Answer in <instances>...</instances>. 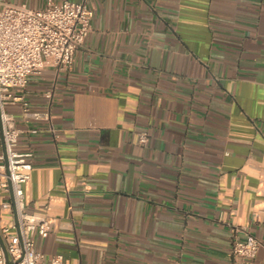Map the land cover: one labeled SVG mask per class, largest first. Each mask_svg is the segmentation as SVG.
Instances as JSON below:
<instances>
[{"label": "crops", "instance_id": "1", "mask_svg": "<svg viewBox=\"0 0 264 264\" xmlns=\"http://www.w3.org/2000/svg\"><path fill=\"white\" fill-rule=\"evenodd\" d=\"M70 1L95 12L72 69L21 93L55 131L6 106L33 164L26 211L51 222L37 249L67 264H229L239 226L262 244L243 264H264V0Z\"/></svg>", "mask_w": 264, "mask_h": 264}, {"label": "built area", "instance_id": "2", "mask_svg": "<svg viewBox=\"0 0 264 264\" xmlns=\"http://www.w3.org/2000/svg\"><path fill=\"white\" fill-rule=\"evenodd\" d=\"M29 0H0V123L4 151L0 153L2 192L12 195V202L3 208L16 210L18 223L0 225V264H67L63 255L47 257L37 249L35 236L47 238L51 222L47 216L27 213L24 186L31 179L33 164L29 152L17 150L23 130L17 127L8 104L23 102V112L36 121L48 123L55 131L49 111H32L21 93L30 76L47 68L59 72L71 70L75 54L85 43L92 29L95 12L87 1L45 0L43 8H30ZM53 91L47 98H53ZM37 134L39 129L28 130ZM139 142L146 145L149 134H140ZM232 260L229 264H243L256 258L261 242L246 227L231 226ZM8 253V261L5 249Z\"/></svg>", "mask_w": 264, "mask_h": 264}, {"label": "water", "instance_id": "3", "mask_svg": "<svg viewBox=\"0 0 264 264\" xmlns=\"http://www.w3.org/2000/svg\"><path fill=\"white\" fill-rule=\"evenodd\" d=\"M0 128H1V130H2L1 123H0ZM14 211H15V223L17 224V223H18L17 214H16V210H14ZM0 240H1V242L3 243L1 237H0ZM3 246H4V244H3ZM4 249H5V246H4ZM5 255H6V259H7V261H8L9 257H8V253H7L6 249H5ZM8 264H9V263H8Z\"/></svg>", "mask_w": 264, "mask_h": 264}, {"label": "rangeland", "instance_id": "4", "mask_svg": "<svg viewBox=\"0 0 264 264\" xmlns=\"http://www.w3.org/2000/svg\"><path fill=\"white\" fill-rule=\"evenodd\" d=\"M29 7L35 9V7H33V6H31V5H30Z\"/></svg>", "mask_w": 264, "mask_h": 264}]
</instances>
